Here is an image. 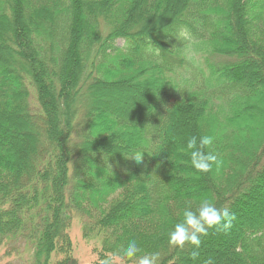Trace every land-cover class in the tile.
Here are the masks:
<instances>
[{"label": "trees", "instance_id": "16d2710c", "mask_svg": "<svg viewBox=\"0 0 264 264\" xmlns=\"http://www.w3.org/2000/svg\"><path fill=\"white\" fill-rule=\"evenodd\" d=\"M133 1L67 0L65 7L57 3L51 8L40 0L36 3L0 0V225L3 227L0 236H5L6 231L14 235L22 233L21 238L32 241L34 264H50L52 253L62 255L55 264H66L71 249L66 228L70 213L76 211L86 216L84 234L95 233L101 237L102 248L96 264H117L112 262V257L125 264H187L188 258L194 256H190L191 244H195L201 234L213 226L233 224L239 233L227 244L232 261L226 264H264V147L257 153L251 148L249 163L234 162L235 175L224 182L219 180V185L210 176L213 171L210 168L205 180L208 189L199 192L196 187L202 185H195L192 190L189 187L182 190L198 180L181 171V167L188 164L184 163L180 148L172 143L168 125L175 119L176 110L187 105L183 101L189 96L197 99L190 111L202 119V113L210 104L206 96L200 101L186 96L173 82L164 87L153 79L145 81L152 74L155 79V74L162 73V66L167 67V71L173 68L168 61L175 54L165 49L169 43H176L177 47L190 39L193 46H201L208 53L231 58L212 72V89L229 94L228 97L240 94L245 101L256 95V103L264 110V40L253 36L249 15L251 10L264 13V0H183L173 16L158 21L153 28L146 27L149 24L145 18L135 24L112 18L115 4L125 6L122 12L128 13ZM177 1L139 2L151 17H159L164 9L172 12ZM60 22L65 26L61 36ZM8 23L10 31L2 35V27ZM117 38L123 39L124 48L114 45ZM108 50L125 51L137 60L152 58L151 67L142 68L144 76L140 82L146 91L142 109L126 113L122 105L108 115L113 126L134 129L139 138L123 137L120 138L122 144L112 147L100 144L106 141L108 134L101 137V142L100 139L88 140L100 113L91 100L90 109L82 108L85 112L81 113L78 126H82L83 131L73 147L69 141L78 128L74 114L82 102L78 101L76 110L73 109L72 94L91 90V79L111 83L114 74L104 69V62H112L115 57L108 58ZM156 50L160 52L155 53ZM18 53L25 57L27 68L21 66L16 70L9 64L11 55ZM26 73L30 74L29 82L24 81ZM151 82L154 83L151 85ZM160 91H165L166 96L159 98ZM96 93L99 95L100 90ZM245 101L241 106L244 107ZM14 109L37 127V119H40V129L35 126L30 138L23 137V129L14 124V118L11 120ZM204 121L207 125L212 123L209 118ZM261 127L263 131L264 123ZM12 136L30 142L26 153L17 155L11 145L3 144ZM260 140L259 135L256 143ZM98 160L106 166H100ZM193 167L191 171L195 172ZM130 182L137 183L141 189L137 186L123 189L124 184ZM113 191L120 196H115L109 205H100V193L109 195ZM135 193L139 194L137 200L142 210L132 209L129 213L127 200L131 196L135 200ZM175 199H181V206L188 210L194 207L190 216L177 221L170 215L166 230L161 223L153 224L158 231L156 234L132 240V234L142 233L144 229H133L131 220L135 219L134 223L143 227L145 225L137 221L139 218L155 214L163 202ZM201 200L203 203L195 207ZM28 214L37 219L29 217L25 221ZM122 215L127 218L121 219ZM148 225L150 229L151 224L146 227Z\"/></svg>", "mask_w": 264, "mask_h": 264}, {"label": "rangeland", "instance_id": "374dc122", "mask_svg": "<svg viewBox=\"0 0 264 264\" xmlns=\"http://www.w3.org/2000/svg\"><path fill=\"white\" fill-rule=\"evenodd\" d=\"M30 1L32 2V0ZM33 1L35 3L38 2V0ZM40 1L42 2V4L46 3L45 5H49L52 6L51 8H55L57 3L60 6L65 7V3L67 0ZM139 1L140 0L133 1L132 10L130 9L131 12L129 9L126 11L128 13L122 12V9L126 8L125 6L115 4L116 9H112V11L114 10L113 13L115 15L113 14L112 18H117L119 21L123 19L125 21V24H135L134 22L137 23L140 18H145L146 23L149 24L146 25V27L153 28L155 25H157L158 21H161L162 19L170 15L173 16L175 14V10H178V8H180L183 4V0H178L176 2L177 5L172 8V12H170V9L167 8L161 11L159 17L154 16V18L151 17L150 13H147L145 9L141 7L142 4H140ZM249 12L251 13H249L252 19L250 29L253 36L255 38H260L261 40H264V19L262 20L261 17H264V13L261 12L262 15H260L261 13L257 12L256 10H251ZM10 27L11 25L9 23L7 25H4L2 27V30L4 29V34L2 35L8 33V30L10 31ZM58 27V32L61 36L63 35V33H65V26L63 23L60 22V24H58ZM187 40L188 41H186L184 45L180 46L179 44L177 47L176 43H169V45H167L165 49H168V51L175 54L173 59H169L168 61H171L173 68L167 71V67L162 66V73L160 72V74L158 75L155 74V79L154 74L151 75V78H149L150 76L147 77L148 75L146 74V77L148 79H146L145 81L149 82L153 79L156 83L160 82L161 84H163L164 87L165 84L173 82L175 85H177L178 89H183V93L186 96L191 95L193 97H197L199 101L205 96L208 99L207 101L210 105L206 108L205 112L202 113L203 119L199 117L197 113L193 114L190 111V108H192V104H195V102H197V99H190L189 96V102H187L188 100L186 99V101H183V104L186 102L185 104L187 105L183 108H179L176 110L177 115L175 119L173 118L171 123L168 125V127H170L169 133L172 143L179 147L180 153H183L182 155H184L182 158L185 159V162L181 158H178V161L180 160L183 161L185 164H188L186 167H181V171L183 170V172L185 174H188L190 178H195L196 180H198L193 185L187 184V186H184L181 189L183 190L187 189L186 187H189V189L192 190L193 188H195V185H202L201 187H196V190L202 192L208 189L205 180L207 178V175L209 174L208 172L211 171L212 168L213 171L210 176L214 177L213 179L216 180L215 183L219 185V180H222L224 182L228 177L235 175L234 172L236 171V168L234 166V162L240 163L248 161L249 163L250 158L248 160L247 158L248 156H250L249 151L251 150V148L255 149L257 153L258 151H260L261 148L264 147V130L262 131L261 127L264 123V110L263 106L256 103V95L245 101V98L240 97V94H232L231 97H228L227 95L229 94H221L219 90L212 89L210 87V84L213 82V80H211L213 78L212 72L215 71L223 62H226L231 58L225 57L224 55L220 54L208 53L204 51L201 46H193L192 40ZM114 45L120 48H124L123 39L117 38L114 41ZM61 51H63L62 47ZM159 52L160 50L155 51V53ZM107 54L108 58L115 57L112 62H109V60H105L104 62V69H108L110 74L116 75H113L111 77V83L109 84L103 81L98 82L96 79H91L90 81L88 80L93 84L92 86H90L91 90L84 91L82 93L76 92L75 94H72L71 101L73 104V109L75 108V110L77 108V105H79L78 101L82 102L80 107L78 106L76 110L77 112L75 111L76 114H74L76 115L74 119L76 122V126H78L80 124V121L82 120L80 116L81 113L84 114L85 112V110H83L82 108L88 107L90 109L89 104L93 105L91 100L96 104L97 110H99L100 113L97 117V120L92 125V136H90L88 140L91 141L100 139L101 142V137H104V135L108 134V136H106V141H102L100 144L105 145L107 147H112L113 144H122L120 138H139V133L136 130L134 131V129L132 130L123 127L113 126V124H111L110 122L108 115H110L111 110L116 109V107H121L122 105L125 106L126 109L124 111L126 113L136 112L142 109V99L146 94L145 88L142 87L141 83V77L144 76L142 68L145 67L149 69L151 67L152 58H144L142 60H137L125 51L119 50L116 53L113 50H108ZM9 64L16 70L19 69L21 66L24 67V69L27 68L25 57H22L19 53L11 55ZM152 64L154 65L153 62ZM94 72H96V69H94ZM97 73L98 71L96 72V74ZM29 78L30 74L26 73L24 81L29 82ZM145 81L143 82L144 84ZM152 83L154 82H151V85ZM29 86L32 87L33 85ZM98 90H100L99 95H97L96 93L98 92ZM195 93H198L199 95L197 96V94ZM150 94H152L151 90ZM166 94L167 93L165 91H160L159 93H157V96L159 98L160 96L165 97ZM32 97L35 99L34 95H32ZM34 99H30L32 106H35ZM243 101L246 102L244 107L243 105L241 106V103ZM167 102L168 99L166 100V103ZM11 113V120H13L14 118V124L21 130L23 129V137L30 138L32 132L36 130L37 126L35 125V123L23 118V114L16 109H14ZM237 115L239 117L236 118ZM205 118L211 119L210 122L212 123L207 125V123L204 121ZM102 119L104 120L103 124L101 123ZM37 121L39 125L37 128L40 129V119H37ZM98 121L99 123H101L102 126L98 127ZM135 121L137 120L133 119V123H136ZM86 129L87 128L84 122V131H86ZM82 131L83 127L78 126L73 138L69 141L70 145H73L74 147L75 142L80 139L79 137ZM97 131L98 133H96ZM259 135L261 140L257 144V136ZM94 136L97 137L95 138ZM117 137L118 139H116ZM5 142L6 143L3 144H5L6 146L11 145V148L14 149V151H17V155L26 153L30 144V142L24 140V138L21 140L13 136L10 141ZM73 147H68V149L73 150ZM258 159L261 160V156H258ZM98 161L100 166L105 165L103 161ZM176 164H178L177 161ZM77 166H79L78 163ZM187 167L191 168L186 169ZM192 167L195 169V172H193L194 170L191 171ZM86 170L87 169L83 171L82 176L85 175ZM181 178L183 177L181 176ZM136 186L137 189H141L137 185V183L134 182L125 183L123 189L128 187L134 189ZM135 194V200L132 196L129 199L128 197H126L128 199V209L131 210L128 211L129 213H132V209L133 211L134 209L135 211L142 210L141 202L137 200V198H139V194ZM115 196L117 198L120 195H115L114 191L109 195H105V193H100L98 197L100 205H109L110 203H113V201L115 200ZM187 199L191 200V198L189 197ZM175 200H173V202ZM180 200L181 199L176 200V203H173L172 201H165L161 204L160 210L157 211L155 214H153V212L152 214L150 213V215H148L147 217L144 216L142 218H139L137 221L141 223L142 226L145 225L143 227H141V225L139 224L137 225L136 223H134L135 219L131 220L132 225H134L132 227L133 229H135L136 231H139L141 228L144 229L142 233L138 232L132 234V240L137 241V239L141 240V237H147L149 234H151V236L156 234V232L158 231L156 228L153 227V224L161 223L162 228L163 225H165L166 230L169 225L167 218L170 215H173V218L177 221L181 220V218L183 217L185 219L187 216H190V212L194 209V207L191 206V209L188 210L184 206H181L180 203L183 201ZM187 202L189 204L194 203L192 201ZM200 203H203V200L197 201L195 207L198 208ZM89 212L90 215H93L92 210H90ZM124 215L121 216V219L123 220L127 218ZM131 215L132 214H130V217ZM29 217H32L33 220L37 219L36 216L28 214L26 216L25 221H28L27 219ZM83 219H86V216L83 217L76 211H72L70 213L66 233L70 240L71 249L70 253L68 254L69 260L66 264L97 263L98 256L100 255V251L102 248L101 237L99 235H96L95 233H89L88 235H85L83 229ZM118 220L120 221V218ZM233 220H235V218ZM147 224H151L150 229L149 225L146 227ZM0 228L2 230L3 227L0 225ZM238 233V230L235 228V226H233V224H228L224 227H222V225L213 226L211 230L206 231L204 234H201V236L195 241V244H191L192 249L190 252H193L192 254L190 253V256H194L193 259H189L190 257L188 258V260L190 261L187 262V264L229 263L230 261H232V252L231 249L227 247V244L229 243V241L232 240L233 236L238 235ZM21 236L22 233L14 235L13 232L8 233L7 231L5 232V236H0V264L35 263V246L33 245L32 241L25 240L21 238ZM61 259L62 255L59 253L50 254V264H55L56 261ZM111 259L113 263L125 264L120 263V261L123 262V260H120L117 257H112Z\"/></svg>", "mask_w": 264, "mask_h": 264}]
</instances>
